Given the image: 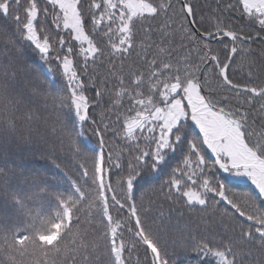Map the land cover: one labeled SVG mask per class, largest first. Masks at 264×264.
I'll use <instances>...</instances> for the list:
<instances>
[{
  "label": "snow or ice",
  "instance_id": "obj_1",
  "mask_svg": "<svg viewBox=\"0 0 264 264\" xmlns=\"http://www.w3.org/2000/svg\"><path fill=\"white\" fill-rule=\"evenodd\" d=\"M216 4L205 16L196 0H0L13 23L0 28V93L30 85L41 103L27 119L47 125L55 114L54 139L67 124L98 137L102 219L118 221L104 233L111 264H175L178 252L193 264H264V0ZM40 64L60 76L55 94ZM49 160L63 170L56 145ZM75 167L90 182L88 163ZM166 169L156 187L167 212L141 192L146 172ZM241 182L252 191H230ZM66 219L65 234L80 223L71 210Z\"/></svg>",
  "mask_w": 264,
  "mask_h": 264
},
{
  "label": "trees",
  "instance_id": "obj_2",
  "mask_svg": "<svg viewBox=\"0 0 264 264\" xmlns=\"http://www.w3.org/2000/svg\"><path fill=\"white\" fill-rule=\"evenodd\" d=\"M196 2L205 16L217 7L216 0ZM0 28L13 29L11 15L0 14ZM25 55L29 63L38 62L39 57L31 51H26ZM40 66L55 94L62 87L60 76ZM29 88L27 84L13 85L7 92L0 93V167L7 170L6 176H13L7 187L0 182V264H111L104 233L114 230L118 221L115 213L110 224L106 225L102 219L110 199L106 194V176L101 179L99 166L93 170L91 164L93 153L98 151V137L90 128L82 136L70 135L71 125L67 124L59 139L52 138L48 129L57 118L55 114L48 115L47 125L40 120L27 119L26 113L41 103L29 96ZM70 111V107L64 108L65 114ZM61 140L63 148L59 147ZM73 141L80 155L67 147ZM53 145L58 147L62 171L49 160V149ZM85 162L90 182H86L75 167ZM145 175L151 180L147 185L141 181L142 202H156L167 212L170 205L160 199L162 193L156 187L167 179V169L160 174L146 172ZM39 180L46 182V192L39 189ZM228 187L235 193L252 191L244 183L228 184ZM58 210L63 212L59 221L55 219ZM68 210L80 223L74 224L65 234ZM180 211L184 210L173 209V217ZM185 219L195 221V217H188L186 212ZM49 228L52 230L48 231ZM43 232L47 234L42 235ZM125 239L131 237L125 234ZM174 259L175 264H193L195 257L191 253L178 252ZM135 261L134 255L133 264Z\"/></svg>",
  "mask_w": 264,
  "mask_h": 264
}]
</instances>
